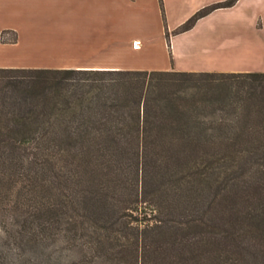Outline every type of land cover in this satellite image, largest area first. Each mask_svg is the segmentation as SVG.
Returning a JSON list of instances; mask_svg holds the SVG:
<instances>
[{
  "label": "trees",
  "instance_id": "obj_1",
  "mask_svg": "<svg viewBox=\"0 0 264 264\" xmlns=\"http://www.w3.org/2000/svg\"><path fill=\"white\" fill-rule=\"evenodd\" d=\"M248 164L264 73L0 68V264H264V190L229 207Z\"/></svg>",
  "mask_w": 264,
  "mask_h": 264
},
{
  "label": "rangeland",
  "instance_id": "obj_2",
  "mask_svg": "<svg viewBox=\"0 0 264 264\" xmlns=\"http://www.w3.org/2000/svg\"><path fill=\"white\" fill-rule=\"evenodd\" d=\"M226 2L229 0H159L148 5V9H137L139 17H146L139 18L141 24L138 25L137 33L143 43L134 42L133 48L139 42L140 49L135 50L142 51L145 47V51L126 58H129L134 70L264 73V23L260 17H255L252 23L241 21L242 15L249 9L253 15L264 13V3L257 2L249 6L244 2L232 9L236 2L232 7L215 9L217 5ZM198 13L201 17L192 28L180 30ZM166 67L170 70H164ZM223 154L226 156L228 153ZM198 156L201 173L206 166L209 167L215 162L214 158H218L212 151H199ZM219 164V168L216 165L207 172L210 181L217 178L220 171L232 169L229 161H221ZM249 165L251 164H248L251 168ZM250 168L238 172V176L244 177L239 180L238 186L228 185L231 196L229 207L235 206L236 209L232 210L237 215L240 211H247L248 198L258 197L264 190V169L256 166ZM202 193L205 202L210 205L217 191L207 189ZM222 195L224 193L220 194ZM215 205L217 207L219 202H215ZM209 213L212 214L210 208ZM200 246L204 244L197 245L198 248ZM69 254V262L78 257L75 251Z\"/></svg>",
  "mask_w": 264,
  "mask_h": 264
},
{
  "label": "crops",
  "instance_id": "obj_3",
  "mask_svg": "<svg viewBox=\"0 0 264 264\" xmlns=\"http://www.w3.org/2000/svg\"><path fill=\"white\" fill-rule=\"evenodd\" d=\"M157 1L0 0V68L134 70L126 57L145 51L144 44L142 51L133 48L141 41L139 18L146 17L137 9ZM244 2L264 0H239L232 9ZM255 17L264 23V13L250 9L241 21Z\"/></svg>",
  "mask_w": 264,
  "mask_h": 264
},
{
  "label": "bare ground",
  "instance_id": "obj_4",
  "mask_svg": "<svg viewBox=\"0 0 264 264\" xmlns=\"http://www.w3.org/2000/svg\"><path fill=\"white\" fill-rule=\"evenodd\" d=\"M135 49H140L139 42L137 43V46L135 47Z\"/></svg>",
  "mask_w": 264,
  "mask_h": 264
}]
</instances>
